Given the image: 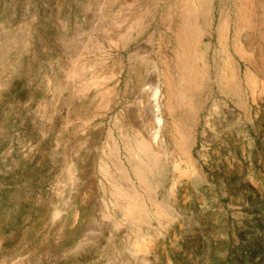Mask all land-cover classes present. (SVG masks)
Returning <instances> with one entry per match:
<instances>
[{
    "label": "rangeland",
    "instance_id": "obj_1",
    "mask_svg": "<svg viewBox=\"0 0 264 264\" xmlns=\"http://www.w3.org/2000/svg\"><path fill=\"white\" fill-rule=\"evenodd\" d=\"M170 1L0 0V264H264V40L250 33L252 63L235 56L233 92L214 77V38L212 76L194 62L175 120ZM138 139L157 157L140 154L148 189ZM120 190L143 198L144 219Z\"/></svg>",
    "mask_w": 264,
    "mask_h": 264
},
{
    "label": "bare ground",
    "instance_id": "obj_2",
    "mask_svg": "<svg viewBox=\"0 0 264 264\" xmlns=\"http://www.w3.org/2000/svg\"><path fill=\"white\" fill-rule=\"evenodd\" d=\"M227 1L228 7L226 10L222 7L223 0H217L219 7L217 16L214 12L215 0H171L166 5L161 24L165 28L166 46L172 51L175 60L172 69V80L175 84L171 83L168 74L163 76V80L167 85L168 113L175 120L186 119L185 116L188 117L189 115L186 114L187 109H185L186 112L183 115L179 114L181 108L189 106L186 100L195 96V90L198 85L197 80L200 74L194 62L199 61L206 67L208 66V50L214 38H216L219 50L223 53L222 66L215 70L214 77L229 82V90L233 92L239 90V84H237L236 79L240 78L239 74H242L235 65V56L239 58L238 60L251 62L246 49H249L254 43L255 38L252 35L264 40V0ZM206 38L207 41L205 40ZM201 73L204 79L212 76L209 67L202 69ZM169 75H171V71ZM243 76L248 81L251 78L248 70L244 71ZM179 122L177 121L176 123L178 124L177 126L175 125L179 135L176 145L180 154L184 158H188L189 135L188 131L185 130L186 128L180 126ZM156 136V133H154V138ZM149 145L151 147L149 140L138 139L135 149H130L133 154L139 153L137 154L138 159L135 157L136 164H132V170L137 177L136 179L147 189L149 188L146 176L147 167L145 162L141 160L142 156L140 154H143L151 165H156L157 161V157L150 152ZM177 171L180 172L179 169ZM117 193L126 200L124 209L128 218H145L143 212L144 203L142 204L141 202L143 198L139 200V198L133 196L134 194L122 192L121 190L117 191Z\"/></svg>",
    "mask_w": 264,
    "mask_h": 264
}]
</instances>
